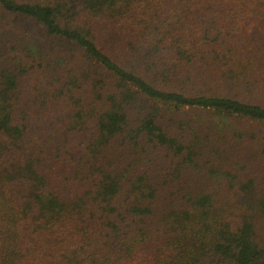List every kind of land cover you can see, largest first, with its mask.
<instances>
[{"label":"trees","instance_id":"obj_1","mask_svg":"<svg viewBox=\"0 0 264 264\" xmlns=\"http://www.w3.org/2000/svg\"><path fill=\"white\" fill-rule=\"evenodd\" d=\"M0 264H264V0H0Z\"/></svg>","mask_w":264,"mask_h":264}]
</instances>
